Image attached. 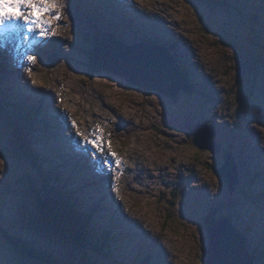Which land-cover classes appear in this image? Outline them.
<instances>
[{
    "label": "rangeland",
    "instance_id": "1",
    "mask_svg": "<svg viewBox=\"0 0 264 264\" xmlns=\"http://www.w3.org/2000/svg\"><path fill=\"white\" fill-rule=\"evenodd\" d=\"M112 1L117 6L99 0H64L66 7L61 11L65 18L53 21L54 31L41 37L38 48L29 43L32 33L27 29L25 35L19 28L6 35L0 30V57L10 62L5 64L0 58V264H205L206 223L224 226L223 221L238 233L252 264H264V0ZM119 9L129 10L122 15L133 19L127 18L120 26L117 19H111V15L119 16ZM99 17L109 24L99 23ZM131 33L135 35L133 42L126 37ZM34 34L39 36V31ZM104 35L113 40L102 44ZM22 38L25 41L20 45ZM97 49L108 63L92 74L88 67L93 60L87 53ZM30 55L35 62L28 61ZM183 65L195 67L194 71ZM154 70L158 74H153ZM201 72H206V79ZM54 79L61 80L64 90L75 86L61 102L72 114L70 120L67 118L72 126L69 131L66 119H62L65 110L45 98L39 105L33 104L26 96L29 90L32 97L38 96L29 87L33 81L55 89ZM9 82L26 87L27 94L21 96L24 100L15 99ZM203 82L214 88L211 94L197 91ZM92 88L96 94H91ZM108 110L115 115H108ZM74 111L78 115H73ZM50 115L59 126H46L48 130L42 132L39 117L52 125ZM21 116L31 118L32 139L28 143L33 156L11 148L9 126ZM80 116L105 123L98 127L99 132L86 129L90 139L95 138L93 133L102 135L107 139L104 148L109 140L111 150L119 152L121 160L127 153L132 155L129 164L133 173L128 179L117 183L113 179L112 184L108 180L110 185L99 179L96 189L110 190L113 203L120 202L117 213L122 219L127 215L139 219L148 233L147 242L151 239L153 246L144 243L145 234L139 233L142 228L138 223L135 227V220L128 219L134 233L114 228L112 220H91L81 204L97 203L98 199L88 200L76 183L64 182L69 179L63 174L65 170L72 176L85 175L69 171L74 162L82 161L72 158L65 162L59 152L61 169L43 163L46 156H52L41 151L49 143L52 150L68 146L74 151L77 147L89 156L84 146H92L84 142L86 133L73 128V121H82ZM205 126L213 131L210 138ZM77 131L83 134L75 139ZM38 135L46 144L36 142ZM99 153L92 148L90 162L109 170L98 160ZM139 155L140 161L136 160ZM46 175H50L51 185L74 199L79 214L85 211L89 215L88 227L94 229L90 241L100 250L79 249L68 235L47 226L33 197L36 192L44 198L40 186ZM56 175L61 178L57 183L53 179ZM229 183L234 185L232 190ZM113 215L119 222L120 216ZM123 220L125 225L127 219ZM102 230L107 239H101ZM124 232L133 236L122 237ZM3 233L19 239L16 248L25 250L29 257L23 259L13 252ZM32 249L36 256L28 254Z\"/></svg>",
    "mask_w": 264,
    "mask_h": 264
},
{
    "label": "bare ground",
    "instance_id": "2",
    "mask_svg": "<svg viewBox=\"0 0 264 264\" xmlns=\"http://www.w3.org/2000/svg\"><path fill=\"white\" fill-rule=\"evenodd\" d=\"M92 1V0H91ZM99 1H104L105 3H107V5H109L110 7H113L114 5H116L112 0H99ZM116 1V0H115ZM118 1V0H117ZM125 1H129V0H125ZM137 0H135V2H136ZM137 2H139V1H137ZM121 4H122V0H121ZM93 5V4H92ZM117 6V5H116ZM93 7V6H92ZM116 8V7H115ZM155 9V8H154ZM161 10V9H160ZM86 11V10H85ZM126 11H129V10H126ZM125 10H121V9H119V11H118V14H119V16L120 17H122V18H119V16H113V15H111V17H113V18H111V19H117L118 21V23H119V25L121 26L122 25V23H124V21L127 19V18H129V17H125V16H123V15H125L127 12H126ZM162 11V10H161ZM123 14V15H122ZM129 14V13H128ZM131 14L135 17V18H137V16H138V14L137 13H135V11H132L131 12ZM100 15V14H99ZM157 15V14H156ZM101 17H102V15H100ZM93 18V17H92ZM99 19H100V21H99V23H101V24H105L106 23V25H108L109 24V22L107 21V20H102L100 17H99ZM129 19H133L131 16H130V18ZM128 19V20H129ZM166 22H167V20H165ZM129 22V21H128ZM136 22V21H135ZM137 22H138V20H137ZM17 23H19V24H21L22 23V21H19V22H17ZM130 23V22H129ZM139 23V22H138ZM168 23V22H167ZM128 25V24H127ZM161 27V26H160ZM122 28V27H121ZM14 29H17V28H13V29H9L8 31H13ZM20 29V31H21V33L22 34H26V28L25 27H21V28H19ZM139 29H140V31L142 32V26L141 25H139ZM18 30V29H17ZM8 31H3L2 32V34H4V35H6L7 34V32ZM49 33V32H48ZM125 33H128V32H125ZM28 34H30V33H28ZM122 34V35H121ZM123 34H124V32H121V31H119L118 32V35L119 36H123ZM146 34V33H145ZM103 35V34H102ZM126 36V35H125ZM133 36H135L133 33H131V34H129V35H127L126 37H127V40H129L130 42H133V41H135V39L133 38ZM29 37V43H31V45L33 46V47H40V45H41V42H42V39H41V37L38 39V40H36V35L34 34V32L31 34V35H29L28 36ZM13 39V38H12ZM16 39V38H15ZM19 39V38H18ZM28 39V38H27ZM159 39V38H158ZM171 39V38H170ZM185 39V38H184ZM25 40H24V38H22V40H21V42H20V45L24 42ZM186 41V40H185ZM8 42V41H7ZM27 42V41H26ZM69 42V41H68ZM154 42V41H153ZM5 43V42H4ZM11 43V42H10ZM13 43V42H12ZM151 43V42H150ZM6 44V43H5ZM175 44V43H174ZM190 45V44H189ZM13 46V45H12ZM150 46H152L153 47V45H150ZM150 46H148V47H150ZM177 46V45H176ZM16 47V46H15ZM14 47V48H15ZM167 48V47H166ZM174 48V47H173ZM10 49V48H9ZM160 49V48H159ZM187 50V49H186ZM170 51V50H169ZM186 52V51H185ZM43 54V53H42ZM67 54H65V56H66ZM176 55V54H175ZM41 56V55H40ZM0 58H2V57H0ZM59 58V57H58ZM3 59V58H2ZM60 59V58H59ZM182 59V58H181ZM4 61H5V64H7V60L6 59H3ZM11 60V59H10ZM61 60H63V59H61ZM65 60V59H64ZM174 60V59H173ZM175 60L179 63V61H178V59H177V57L175 56ZM183 60V59H182ZM185 60V59H184ZM63 62H65V61H63ZM59 63H60V61H59ZM8 64H10V62H8ZM27 64H30V63H28V61H27ZM32 64V63H31ZM25 65V64H24ZM66 65L67 66H69L70 67V64H69V62H66ZM179 65H180V63H179ZM2 66V65H1ZM183 66H185L186 67V70H187V68H188V70L190 71L191 70V72H193L194 71V68L195 67H191L190 65H183ZM10 67V66H9ZM21 68V67H20ZM39 69V67H37V70ZM36 70V71H37ZM9 71H10V73H12V72H14V71H12V69L11 68H9ZM49 71V70H48ZM48 73H50V72H48ZM196 73V72H195ZM202 73V76H203V79H206V72L204 73V72H201ZM64 74V73H63ZM15 76V75H14ZM57 76V75H56ZM188 76V75H187ZM196 78H197V76L196 75H194ZM65 76L63 75V78H64ZM24 78H29L27 75H25L24 76ZM13 79V78H12ZM51 80V79H50ZM43 81V80H42ZM53 81V84H54V87H55V89H53V87H47L46 85H45V82H43V83H33V85H31V86H29V87H31V90H32V92H34V94H38V96H36V97H32L33 95L31 94V92H30V90L28 91V95H31V96H28V95H26L25 94V90H27V89H25L26 87H24V86H22V84H18V83H13V82H9L10 83V86H11V89L14 91V94H15V99L17 100V99H21V101L22 100H24L21 96H24V95H26L27 97H28V99H30L31 100V102L34 104V102L36 103L37 102V104L39 105L40 104V102H41V100L43 99V98H45V99H49L50 100V102L51 103H53L55 106H56V108H58V109H60V110H65V114H64V117L62 118V119H66V121H65V128H66V130H71L72 129V126L69 124V121L67 120V118L69 119V118H71V116H72V114H71V112L70 111H67L66 110V108H64L63 106H62V104H61V102H63L64 100V94L65 93H69V92H72L73 91V89H74V87H73V85L71 84L70 86H69V89L68 90H64L63 89V87L61 86L62 85V83H61V80H57V79H54V80H52ZM63 81H65V80H63ZM69 82V81H68ZM79 83V82H78ZM52 84V85H53ZM61 84V85H60ZM68 84V83H67ZM76 84V83H75ZM80 84V83H79ZM56 86H57V88H56ZM199 87H200V89H197V91H202L203 93H205V94H211V92H213V89L214 88H211L210 86H208L206 83H200L199 85H198ZM84 88L82 87V89H81V92H83V91H85V90H83ZM62 90H64L63 92V94H62ZM92 91H91V94H96V90L94 89V88H92L91 89ZM40 96V97H39ZM68 99V98H67ZM49 100H48V102H49ZM72 100H73V98H72ZM92 105H94V103H92ZM70 106V105H69ZM92 107V106H91ZM91 107L90 108H88L89 110H91ZM55 108V107H54ZM35 110V109H34ZM85 111H87V110H85ZM113 111H115L116 112V110H114L113 109ZM63 112V111H62ZM106 112H108L107 114L108 115H110V116H112L111 114H113V115H115V113L114 112H112L111 110H108V111H106ZM117 113H119L118 111H117ZM73 115H78L77 114V112L76 111H74V113H73ZM98 116V115H97ZM81 117V119H82V121H75V123H76V126L75 127H77L79 130H80V132L81 131H83V132H85L86 133V135L85 136H89V134H88V132L86 131V129H91V130H89V132H97V128L99 127V126H103V120H99L98 118H96V120H94L93 122H91L90 120H88V119H85V117L83 116H80ZM41 118V121H42V126H44L43 127V129H42V127L40 128L41 130H42V132H45V130H48L47 128L49 127V128H51V127H53V126H59V124L56 122V117L54 116V115H50V120L53 122V124L51 125L50 123V126H49V124H47L46 123V121L44 120V117H39V119ZM46 119V118H45ZM79 119V118H78ZM93 119V118H92ZM70 120V119H69ZM90 121V122H89ZM61 122V121H60ZM119 122L120 123H122L123 122V120L122 119H120L119 118ZM64 123V122H63ZM81 124H83V125H85V127H82V128H79L78 127V125H80L81 126ZM105 124V123H104ZM114 125V124H113ZM46 126H47V128H46ZM86 126H88L87 128H86ZM60 127H61V124H60ZM64 128V129H65ZM74 128V127H73ZM53 129V128H52ZM63 129V130H64ZM76 128H74V130H75ZM108 129V128H107ZM59 130V129H58ZM115 130V129H114ZM48 132V131H47ZM50 132V131H49ZM48 132V133H49ZM105 132V131H104ZM118 132V131H117ZM73 133V132H72ZM75 133H77V132H75ZM111 133V132H110ZM113 133V132H112ZM43 134V133H42ZM58 134V133H57ZM71 134V133H70ZM83 134V133H82ZM109 134V133H108ZM119 134V133H118ZM50 135V134H49ZM106 135H107V133H106ZM105 136V135H104ZM53 137V136H52ZM75 137V139L76 138H78V135L77 136H74ZM79 137H81V136H79ZM111 137V136H110ZM59 138V137H58ZM106 138V137H105ZM112 138V137H111ZM118 138V137H117ZM48 139L50 140L51 138L50 137H48ZM47 139V140H48ZM116 139V138H115ZM36 140H38V141H44L43 140V137H39V135L37 136V138H36ZM48 140V141H49ZM66 140V139H65ZM105 141L107 140V139H104ZM76 141V140H75ZM109 141V140H108ZM107 141V142H108ZM69 142V141H68ZM106 142V143H107ZM114 142V141H113ZM45 144H46V142H44ZM59 143H61V142H59ZM48 145V147L50 146V143L49 144H47ZM88 145V144H87ZM112 145H113V143H112ZM52 146V145H51ZM71 146V145H70ZM48 147H42V149H41V151H44V152H46V153H49V154H52V156L51 157H48V156H46V158H44V160H43V163H45V166L46 167H48V168H54V169H56L57 167H60V165L63 163V161L60 159L59 160V158H58V153L60 152H62V155H64V161L65 162H71L72 161V158H75V159H77V160H79V161H82V163L81 162H78V161H76V162H74L73 163V165H71L70 167H69V171L70 172H76V173H78V174H80V173H82V174H85L83 177H77V175H74V176H72V175H70L68 172H66V170L63 172V174L64 175H67L68 176V178L70 179H68V180H64V182H66V181H71L72 182V184H74V183H76V186H77V188L80 190V192L88 199V200H93V199H95V198H97L98 200H97V203L96 202H94V203H90V202H85V204L83 205V204H81L82 206V208H84L85 210H87L88 211V213H89V215L91 216V217H93V218H91V220L93 219L94 220V217L96 218L97 217V219L100 221V222H102V223H105V222H108V223H110L111 222V220H112V224H114V228H117V229H119V230H121V231H123L124 229L128 232V231H132L133 232V230H132V228H131V223H132V221L133 220H135L134 222H135V227H136V225H137V223L141 226L142 224L140 223V220L138 219V220H136L135 218H133V217H131L130 215H127L128 217L126 218H123V219H127V222L125 223V225H124V220L122 219V217L117 213L118 211H117V209H120V207H119V201L118 202H116V201H114V203H113V201L109 198V196L110 197H112V194L110 193V190H107V192H104V190L102 191V189H99V191L96 189V187H97V184H99V179H103V180H106V183H107V185H110V183H108L109 181L108 180H111V184H112V180H113V182L114 183H117V182H120V179L122 180V179H124V181L126 180V179H128V178H126L127 177V175L128 174H130V173H133V169H132V164H129L130 163V159L132 158V155L130 154V153H127V154H125V155H123V160H121L122 161V163H121V165H123L122 166V168H121V165H120V167L119 168H116L115 167V165H114V163H111L110 164V166L109 167H111V171L109 172V173H107L106 171H100L98 168H96L95 166H94V164L93 163H91V164H89L88 162H87V160L85 159L86 157L84 156V157H81L80 155L81 154H83V153H85V152H82V151H80L79 149V153H80V155H75L74 153V151H72V150H70L69 148H68V146H67V149L64 147H62L61 149H59V150H52V149H50V148H48ZM60 147V146H59ZM79 147V146H78ZM108 147V146H107ZM107 147L106 148H104V149H107ZM72 148V147H71ZM80 148V147H79ZM112 148V147H111ZM118 148V147H117ZM86 149H88V152H89V156H90V154L92 153V147H86ZM113 150V149H112ZM117 150V149H116ZM120 150H121V148H120ZM115 151V150H114ZM107 152V150H105V152L104 153H106ZM116 152V151H115ZM104 153H99L98 154V160L101 162L102 161V159L103 158H107V159H109V161H111L112 160V158L111 157H105L104 156ZM117 153V152H116ZM241 153V152H240ZM239 153V154H240ZM263 153V152H262ZM117 156L120 158V157H122V155L121 154H119V152L117 153ZM248 157V156H247ZM140 159H141V156L139 155V157L137 156L136 157V160H139L140 161ZM261 161V160H260ZM53 162H55V163H53ZM257 162V161H256ZM133 163V162H132ZM251 163V162H250ZM254 165V164H253ZM258 164H256V166H257ZM260 165H258V167H259ZM94 169H93V168ZM142 167V166H141ZM143 169L145 168V165H143V167H142ZM260 168V167H259ZM60 169H61V167H60ZM134 169H136V168H134ZM95 170V171H94ZM112 170H115V171H112ZM139 170L140 169H137V171H136V177L137 178H139L140 177V172H139ZM135 173V172H134ZM256 173V172H255ZM263 176V175H262ZM59 177V176H58ZM62 177V176H61ZM77 177V178H76ZM254 177V176H253ZM60 178V177H59ZM61 179V178H60ZM252 179V178H251ZM137 180V179H136ZM253 182V181H252ZM128 183V182H127ZM100 185V184H99ZM66 186V185H65ZM75 186V185H74ZM75 186V187H76ZM120 187V186H119ZM126 187V186H125ZM130 188H132V187H130ZM64 189V188H63ZM213 190V189H212ZM75 192V191H74ZM122 193H123V191H122ZM212 193V192H211ZM70 194H71V192H70ZM129 195H130V193H128ZM214 194V193H213ZM119 196H120V194H119ZM123 197V196H122ZM124 198V197H123ZM78 199V198H77ZM102 199V200H101ZM109 200H111V201H109ZM195 200V199H194ZM118 203V204H117ZM117 204V205H116ZM80 205V204H79ZM192 208V207H191ZM192 209H194V208H192ZM190 210V209H189ZM98 211H101V213L100 214H94V212H98ZM119 212H121V211H119ZM123 212V211H122ZM113 214H117V215H119L120 217H119V219H120V221L119 222H115V220L113 219ZM186 215H188V213H185ZM123 215H125V214H123ZM130 216V217H129ZM98 217H100V219L98 218ZM131 219L132 221L130 222V220H128V219ZM95 222V221H94ZM97 222V221H96ZM130 222V223H129ZM196 223V222H195ZM103 225V224H102ZM247 225V224H246ZM134 227V226H133ZM139 227V226H138ZM141 228H142V230L140 229V230H138L139 231V233L141 234V235H144L145 234V238H146V242H144L145 244L146 243H148L147 242V237H148V233L146 232V229L144 228V227H142L141 226ZM105 229V228H104ZM116 233L118 232V233H121L120 231H115ZM127 232H124L123 234L124 235H126V236H122V237H128V238H130L131 236H133V235H129V234H127ZM102 233L104 234V235H107V233L104 231V230H102ZM134 233V232H133ZM149 241V245H152L153 246V244H152V240L150 239V240H148ZM120 242V241H119ZM154 245L156 246V245H158V243H157V241H155V243H154ZM117 247H120L119 245H117L116 246V248ZM155 250V249H154ZM157 253H159V255L160 256H163V254L161 253V251H159V252H157ZM157 253L155 254V255H157ZM122 259H123V257H121ZM121 259V260H122ZM123 261H125V260H123Z\"/></svg>",
    "mask_w": 264,
    "mask_h": 264
},
{
    "label": "trees",
    "instance_id": "3",
    "mask_svg": "<svg viewBox=\"0 0 264 264\" xmlns=\"http://www.w3.org/2000/svg\"><path fill=\"white\" fill-rule=\"evenodd\" d=\"M103 40V39H102ZM105 42L102 44H107L113 40L111 37H107L104 35ZM88 57L93 60V65L88 67V70L91 73H96L101 71L102 64L97 55L94 54L93 51L87 53ZM90 73V72H89ZM13 125H10L9 128L12 132V141L11 148L13 152H24L27 155L33 156L30 151L29 146V128L31 127V118L24 119V116H21L18 119V122L14 120L12 121ZM50 175H46L45 178L42 177L41 191L45 194L43 199H40L38 193L34 192L33 197L36 200L40 213L46 221L48 227L52 229L58 230L65 235L69 236V240L79 248H91L92 250H100L97 249L91 243V234L94 229L89 228L88 224L90 222V217L83 211L84 215L79 214V211L76 206L77 204L73 202V198L70 197L69 194L65 190L56 188L51 185L50 179L48 177ZM55 182H59L58 176H53ZM3 237L8 241L9 247L13 250V252H17L21 256V258L25 259L29 256L24 255L25 250L22 252L18 247L20 244L19 239L17 238H8L5 233H3ZM101 239H107V235H101ZM80 249V248H79ZM28 253V252H27ZM36 256L37 254L32 249V252L28 253ZM23 256V257H22Z\"/></svg>",
    "mask_w": 264,
    "mask_h": 264
},
{
    "label": "snow or ice",
    "instance_id": "4",
    "mask_svg": "<svg viewBox=\"0 0 264 264\" xmlns=\"http://www.w3.org/2000/svg\"><path fill=\"white\" fill-rule=\"evenodd\" d=\"M66 7L64 0H0V30L8 31L13 28L26 27L28 33L39 31L40 36H45L52 29L53 21L61 20L63 17L62 9ZM51 14V15H49ZM22 21V24L17 22ZM54 31V30H53ZM29 62H35L34 56L27 57ZM35 83V81H33ZM76 126L75 121L72 122ZM99 132V128H97ZM76 135L82 133L77 131ZM94 135V139L84 136V142L92 146L97 152L104 153V139L102 135ZM108 150L104 153L105 157H111L109 161L103 158L101 163L110 166L114 163L119 168L122 161L117 154L111 150V142H107Z\"/></svg>",
    "mask_w": 264,
    "mask_h": 264
},
{
    "label": "water",
    "instance_id": "5",
    "mask_svg": "<svg viewBox=\"0 0 264 264\" xmlns=\"http://www.w3.org/2000/svg\"><path fill=\"white\" fill-rule=\"evenodd\" d=\"M98 50L99 49L95 51L93 50V52L99 57L102 67H106V63H108L107 57L103 58L101 51ZM149 66L154 68L153 64H150ZM153 74H158V72L154 70ZM130 82L144 87V84L138 83L133 79H131ZM190 92L191 90H188V93ZM205 127L210 132V138L213 131L210 127ZM194 141L196 145L197 143L198 145H200V142H198L196 138ZM228 185L229 189L232 190L234 185H232L231 183H229ZM223 222L225 223V225L223 224L224 226L219 225L220 223L218 222H214V224H212L211 222L206 223V232L208 234V249L205 264H252L253 258L248 255L244 243L239 239L238 233L230 228V225H228V223H226L225 221Z\"/></svg>",
    "mask_w": 264,
    "mask_h": 264
}]
</instances>
